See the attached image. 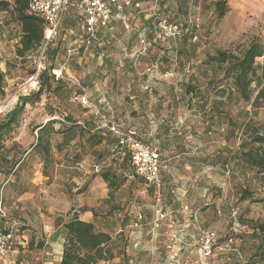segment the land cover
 I'll return each mask as SVG.
<instances>
[{"label":"rangeland","instance_id":"obj_1","mask_svg":"<svg viewBox=\"0 0 264 264\" xmlns=\"http://www.w3.org/2000/svg\"><path fill=\"white\" fill-rule=\"evenodd\" d=\"M216 1L220 0H120L124 7L113 16V30L103 32L99 46L77 50L71 57L68 49L81 34L74 8L51 44L25 58L16 54L21 25L11 9L0 8V121L21 96L39 90V78H33L40 65V72L54 74L67 88L58 96L45 91L36 104L25 105L19 126L0 137V206L6 213L1 222L13 238L9 255H0V264H59L63 239H52L60 229L58 224L78 215L83 220L90 218L99 230L110 229L120 225L127 211L134 218V213L162 204L141 179H133L127 171L125 180L120 171L119 157L111 152L114 137L102 128L104 119L119 118L127 127L135 121L143 128L158 127L160 138L154 134L148 138L158 141L167 162L176 208L205 206L204 224L194 229L197 238L189 264H202L198 240L204 229L218 236L216 250L205 264H264L261 256H255L261 238L253 228L264 224V204L253 200L264 198V175L244 160L233 159L245 139L242 130L231 127L227 118L211 122L200 110L203 96L212 101L208 110L216 102L209 85L212 70L204 61L219 49L240 54L255 37L264 41V0H224L228 12L222 18L215 10ZM166 25L176 28V36L158 40L140 54L137 36L156 37ZM158 45L176 50L184 46L191 58L175 55L164 61ZM188 84L195 87L194 93L187 94ZM81 94L88 98L86 106L75 100ZM222 108L238 124L251 117L264 126V105L259 109L251 104ZM70 116L91 128V133L110 137L103 135V144L93 148L85 138L68 141L55 132L48 137L50 159L33 151L38 126L53 121L57 130L67 129L71 123L66 117ZM97 167L103 171L112 167L122 183L117 190L109 187L110 199L105 202L96 192H101ZM245 190L252 200L241 199ZM151 236L155 237L154 232ZM40 242H46L44 249L29 248Z\"/></svg>","mask_w":264,"mask_h":264},{"label":"trees","instance_id":"obj_2","mask_svg":"<svg viewBox=\"0 0 264 264\" xmlns=\"http://www.w3.org/2000/svg\"><path fill=\"white\" fill-rule=\"evenodd\" d=\"M30 1L31 0H11L2 1L0 3V8L2 10L8 11L11 9L12 17L15 18L17 23L21 25L20 41L16 50V54L18 57L22 58H25L28 53H39L46 43V40H44V35L47 24L39 16L29 14L28 5ZM82 1L83 0L73 2V0H70V7L67 11V14L71 8H74L76 11H78L79 22H81V34L73 42L71 45L72 47L68 49V51L74 50L72 56H74V53L77 50L79 51L86 47L88 48L95 45L99 46L102 40L101 37L103 36V32L113 30V16L116 14V12L119 14L122 12L114 8L111 24L109 27H100L97 30L94 39H92L91 42L87 44L85 43V38L87 37L85 22L86 15L84 10L80 9L79 7ZM137 5L139 6V4ZM215 10L218 12V16L220 18L224 17L228 12L227 2L224 0L216 1ZM148 33L152 34L151 29ZM142 36H144V34H139L137 36L140 42ZM147 39L149 50L151 49L152 45H157L159 40L154 37V35H150V37H147ZM185 48L186 47L183 46L182 48L176 50L171 47H161V45H158V52L160 55H163L164 61L170 59V56L175 55L178 57L184 56L185 58H188L189 61V58H191V53L189 51V53H187ZM48 53L49 49L44 52V54ZM54 54L55 53H53V55ZM262 58L264 60V41L259 36L255 37L249 43L248 47L243 49L240 54H236L233 51L231 52L219 49L216 51V55L208 56V58L204 61V64L212 70L213 77L209 80V85L216 94V102L212 104L211 108L208 110V105L212 101L203 96V102L200 105V110H202L205 115H209L211 122L227 118L231 127H239L242 130V133L245 134V139L242 140L238 150L233 153V159L239 158V161L244 160L246 166H249L251 169L254 168L257 170L258 174L264 175V126L257 125L251 117L246 123L238 124V122H236L232 117H229L230 115L222 108L226 105L251 104L252 108L259 109L264 105V61L261 64L257 63V60ZM129 62V65L133 64ZM31 73L35 75L36 71L34 70ZM38 73L40 84L38 88L39 90L34 94L21 96L16 107L11 112L6 114L4 119L0 121L1 138L5 133L12 132L15 126H19V120L24 111L25 105L36 104V102L40 101V98L45 91L55 94L56 96L61 94L64 95L65 90L67 91L65 84L61 80L56 79L54 74L51 75L49 72H47V70H43L41 72L39 70ZM53 83L56 84L55 87H53ZM195 91V87H192L189 84L187 85V94H192ZM65 95L68 96L67 93ZM217 96H220L222 100H218ZM66 118L67 121L71 123V126L67 129L60 128L57 130L54 127L53 121H48L47 124L37 127L36 131L38 133V140L33 151L43 155L45 160L51 158V142L48 137L53 135L55 132L64 134V137L68 141H70V139H76L77 137L85 138L86 143H88L90 147L93 148L102 145L105 137H107V139L110 137L102 133H91L92 130L87 125L85 127L81 126V124H79L78 121L73 120L71 116ZM115 120L122 121L120 118ZM103 135L105 137H102ZM112 137L110 139H112ZM111 152L118 155L120 160L118 167L120 171L123 172L125 180L129 178L128 175H126L127 171H130V176L133 179L138 178L143 181L141 177L136 175L135 169L132 168L130 155L128 153L124 155L123 152L125 151L121 147L120 140L115 137ZM225 166L227 167V165ZM241 166H243L242 163ZM115 172L116 170L112 169V167H108L104 171L101 169L99 172V177L108 184L110 189L117 190L121 188L122 183H120L118 175ZM252 198L253 196L248 190H245L241 194V199L243 201L252 200ZM253 200H255L257 203L264 204V198ZM128 213H126L124 217L121 218L123 220H121L120 224H126L129 222L131 217ZM112 224H114V222H112ZM3 226L4 224L1 222V229L3 233L6 235L11 234V232L8 230L6 231ZM58 226L60 229H57V232L54 236H52V239H63L62 257L59 264H107V262L115 259L116 255L115 252H113L115 248L113 245L114 235L107 232V228L99 230L96 227L94 221H84L78 215L73 216L68 222L58 224ZM253 228L255 230L254 232L259 233H257L256 236L261 238V243L257 247L258 249L255 256H261L260 259L264 261V224L257 223ZM126 239L127 238L124 233L119 234L118 240L122 242L123 245L126 244ZM45 246L46 242H40L38 244H30L29 248L31 250H40L44 249ZM236 251H238V249ZM238 254L241 257L242 254L240 251H238ZM198 256L200 262L202 263L200 251Z\"/></svg>","mask_w":264,"mask_h":264},{"label":"built area","instance_id":"obj_3","mask_svg":"<svg viewBox=\"0 0 264 264\" xmlns=\"http://www.w3.org/2000/svg\"><path fill=\"white\" fill-rule=\"evenodd\" d=\"M129 2H125L128 5ZM70 0H31L29 7V14L37 15L44 20L47 24L44 40V50L51 43L55 35L58 33L63 20L66 17L69 9ZM80 9L84 10L86 15V31L87 37L85 43L89 44L94 39L97 30L100 27H109L112 20L113 9L122 11L124 5L120 0H83L80 5ZM161 26V25H160ZM162 34H157L156 38L166 39L175 37L176 28L170 25L162 27ZM43 50V53H44ZM149 50L148 39L144 35L140 42V54H145ZM74 50H69V57L72 56ZM42 53V54H43ZM42 65L37 70L36 77L33 80L38 79V72ZM64 68L59 72L62 75ZM75 100L85 105L88 103L86 94L75 96ZM102 128H106L109 134L120 140L121 147L126 153L130 155L131 166L135 169L136 175L141 177L144 181V185L151 189L158 202H161L163 195V179H162V153L156 147H151L146 144L138 135L137 130L128 128L123 121L104 119ZM98 172L101 171L100 167H97ZM6 217L4 209L0 206V255L7 257L11 248L12 235L4 234L1 229V220ZM166 215L162 212H157V220L154 228L158 229L160 222L166 219ZM200 237L198 240L199 251L201 254L202 264H205L209 258H211L215 252V246L218 242V236L216 233L209 229L200 231Z\"/></svg>","mask_w":264,"mask_h":264},{"label":"crops","instance_id":"obj_4","mask_svg":"<svg viewBox=\"0 0 264 264\" xmlns=\"http://www.w3.org/2000/svg\"><path fill=\"white\" fill-rule=\"evenodd\" d=\"M128 128L137 130L138 135L146 144L160 150L158 141L154 139L149 141L150 138H148L149 136L152 137L153 134L160 138L158 127L143 128L138 121H135ZM162 168L164 189L160 201L165 207L159 204L160 208L138 211V213H134L135 221L131 216L132 211H127L131 217L129 222L116 224V226L111 225L110 229H106L107 232L114 235L113 245L115 248L113 252L116 255L115 259L107 262V264H189L192 261L193 257L190 256V253L194 252L192 245L197 238L194 229L204 224L205 212H203V207L205 206L176 208L173 200L174 189L170 184L171 178L166 174L167 162L163 158ZM126 175L128 174L126 173ZM98 185L101 186V192L96 191L98 198L104 202L109 200L110 189L108 184L101 179ZM169 205L171 206L170 209L166 208ZM112 210V208L109 209L110 212ZM157 212L164 213L167 218L160 222L158 229H155ZM88 213L91 211L84 214ZM84 221L89 222L91 219ZM153 232L155 237L151 236ZM120 233H124L127 238L125 245L118 240Z\"/></svg>","mask_w":264,"mask_h":264},{"label":"bare ground","instance_id":"obj_5","mask_svg":"<svg viewBox=\"0 0 264 264\" xmlns=\"http://www.w3.org/2000/svg\"><path fill=\"white\" fill-rule=\"evenodd\" d=\"M33 84H35V83H33ZM36 85V84H35ZM5 106V108H8L9 107V105L8 104H5L4 105ZM11 107V106H10Z\"/></svg>","mask_w":264,"mask_h":264}]
</instances>
